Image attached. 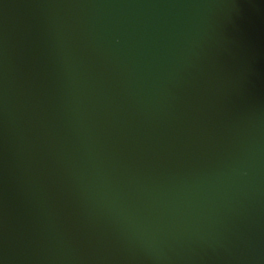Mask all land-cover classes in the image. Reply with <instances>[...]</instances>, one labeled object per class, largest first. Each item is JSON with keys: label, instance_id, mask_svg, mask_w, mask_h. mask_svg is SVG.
Masks as SVG:
<instances>
[{"label": "water", "instance_id": "95a60500", "mask_svg": "<svg viewBox=\"0 0 264 264\" xmlns=\"http://www.w3.org/2000/svg\"><path fill=\"white\" fill-rule=\"evenodd\" d=\"M0 264H264V0H0Z\"/></svg>", "mask_w": 264, "mask_h": 264}]
</instances>
